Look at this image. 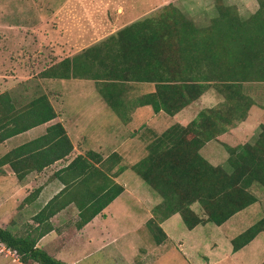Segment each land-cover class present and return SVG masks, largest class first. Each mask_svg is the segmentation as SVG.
Here are the masks:
<instances>
[{
  "label": "trees",
  "instance_id": "obj_1",
  "mask_svg": "<svg viewBox=\"0 0 264 264\" xmlns=\"http://www.w3.org/2000/svg\"><path fill=\"white\" fill-rule=\"evenodd\" d=\"M256 1L258 11L243 22L229 8L217 5L219 15L205 29L194 26L174 6H164L159 16L137 21L41 73L49 80H67L77 74L102 80L98 89L112 108L118 105L117 92L126 85L151 83L154 91L142 98L143 104L168 116L187 108L210 89L225 94L220 106L202 110L188 125H172L156 136L146 145V156L131 167L161 199L149 221L157 245L166 239L159 224L170 216L179 214L189 230L208 223L221 226L258 202L250 191L253 185L264 189V124L259 125L252 142L227 146L228 170L210 164L199 153L207 141L245 120L250 104H241L234 93L254 79H264V0ZM103 91L112 94L105 96ZM7 100L15 103L0 98V144L57 117L45 94L36 92L11 115ZM73 150L57 122L47 127L43 136L0 158V167L8 166L19 180L58 161L65 162L53 174L63 189L32 217L33 224L20 236L0 227V244L21 264H66L37 247L53 230L51 218L73 205L78 212L76 228L81 229L124 191L112 179L126 169L124 166L112 173V166L118 164L113 158L103 160L92 151L70 158ZM39 191H33L25 201ZM194 204L201 216L192 209ZM261 232L264 216L231 240L232 251L241 250Z\"/></svg>",
  "mask_w": 264,
  "mask_h": 264
},
{
  "label": "rangeland",
  "instance_id": "obj_2",
  "mask_svg": "<svg viewBox=\"0 0 264 264\" xmlns=\"http://www.w3.org/2000/svg\"><path fill=\"white\" fill-rule=\"evenodd\" d=\"M61 1L0 0L2 41L4 40L2 50L6 53L10 51L9 40L12 35L10 29L25 25H44V22L40 20L41 17H47L46 24L49 28L56 29V14L58 6L62 4ZM203 4L205 8L196 12V16H190L194 26L200 29L208 28L212 20L219 15L215 11L217 5L229 8L227 3L220 0H207ZM229 9L232 11L231 8ZM162 11L163 8L159 9L154 16H159ZM232 13L234 14V11ZM248 18V13L239 11L238 20L243 22ZM187 19L190 20V18ZM53 59L56 60V57ZM5 62V72L12 73L13 67L9 66V58ZM53 62L49 65L52 66ZM79 75L63 82H42L37 80L41 76L39 73L31 83L14 80L2 83L1 88L2 93L8 94V89L12 93L11 99L15 103L10 100L9 102L13 105V107L11 105L13 110L26 105L36 92L47 95L54 110L62 111L66 130L82 155L89 150L107 154L119 149L118 151L122 153L123 159L119 165L126 169L117 177L116 182L125 187L126 192L118 196L103 211L96 227L88 228L86 240L80 241L78 236L73 234L78 233L77 230H79L76 228L78 212L75 207L65 212L62 218H57L54 225L61 229V232H65L61 236L67 244L65 248L60 247L56 253L52 251V257L66 264H206L204 257L209 260L207 264H260L264 259V232L235 253L232 252L230 243L232 238L264 216V189L256 185H253L250 191L257 197L258 202L235 214L221 226L208 223L189 230L179 214L170 216L160 224L168 237L167 243L157 246L149 221L153 216V208L160 203L161 199L131 170L132 165L141 160L146 153V145L132 135L133 131L149 123L151 111L145 108L132 109L130 107L132 104L127 105L123 102L118 107V114L116 110L106 105L91 81H94L97 87L101 85L100 82H96L87 75ZM19 76L22 75L19 74ZM4 96L7 95L2 94L0 98ZM58 113L61 115V112ZM127 117L129 120H126ZM166 117L160 121V129L166 124L171 125L180 120L178 117ZM251 123L255 125L253 121ZM74 154L77 152L74 151L70 158H73ZM202 154L210 164L228 170V156L223 148L214 142H209ZM64 164L65 162H61L56 167L47 168L45 176L51 179L53 171L59 170V167ZM8 170V167H5L4 171L0 170V217L5 215L6 223L10 208L18 206L20 213L22 209L19 206L23 202L22 200L18 205L13 203ZM34 190H36L35 187L32 191ZM192 209L199 216L202 215L198 204H194ZM33 213L32 210L20 213L21 220H32ZM52 247L57 249L56 244L50 246ZM13 258L18 259L16 256Z\"/></svg>",
  "mask_w": 264,
  "mask_h": 264
},
{
  "label": "crops",
  "instance_id": "obj_3",
  "mask_svg": "<svg viewBox=\"0 0 264 264\" xmlns=\"http://www.w3.org/2000/svg\"><path fill=\"white\" fill-rule=\"evenodd\" d=\"M204 1L207 0H62V4L60 3L61 5L58 6V13L56 14V29L49 28V26L46 24L48 20L47 17H41L40 19L42 23L44 22V25H25L24 27H16L14 28L15 30L10 29V34L12 35L9 40L10 51L8 53L2 50V42H4V40L2 41V7L0 5V96L3 94L7 95L4 96L7 99L12 98V93L9 91V89L7 90L8 94L1 92L2 83L11 82L14 80L31 83L34 81V77H37L39 73L41 74L43 71L49 68L50 62L54 61L52 64H55L60 62L64 58H71L81 51L99 44L121 29L137 21L143 20L148 16L150 17V15L154 16L155 12H157L159 9L161 10L164 6H174L191 20L192 16L197 15L196 12L202 10L203 7L205 8L203 4ZM220 1L227 3V7L231 8V12L234 11V15H236L238 18L240 10L248 13V17H250L251 15L255 14L259 8L256 0ZM219 6L224 7L222 5ZM215 11L218 12V9L215 8ZM55 57L56 60L53 59ZM7 58H9V66L13 67L12 73L10 72L9 74H7L4 70L6 66L5 61ZM19 74L22 76H19ZM39 77L37 78V80L42 82L65 81L49 80L43 78L42 76ZM101 81L102 80H99L100 83H103ZM91 82L98 89L97 85H95V82ZM144 86H147L148 88ZM243 87L244 89H242V91L238 90L237 92H235L234 96L239 97L241 104L245 102H248L250 104L245 120L241 123L236 124L235 126L225 129L221 134L216 135L215 139L207 141L200 149V155L202 154L206 146H208L209 142H214V144L222 147L224 153L229 156L227 146L235 147L237 145H243L245 143L252 142L256 138L259 131V125L264 124V79H254L250 83L243 85ZM246 87L247 89H245ZM98 91L102 97L100 89H98ZM153 91L154 85L151 83H130L125 86V89L117 92L116 98L118 100V105L116 108H112L111 106H109L108 102L102 97L106 105L109 108L116 110L118 114V107L123 104V102L127 105L132 104L130 105L132 109L145 108L151 111L149 123L135 129L132 134L138 140H141L144 145L149 144L152 140H154L156 136L161 135L172 125L177 124L183 127L188 125L197 117L199 112H201L202 110L212 109L220 106L226 97L224 93H218L214 89H210L202 94L196 102L181 110L176 115L170 116L171 118H180L179 122L171 125L166 124L164 128L160 129V121L167 118L166 116L168 115L162 111L155 113L152 110L151 106L144 105L142 101L143 97L152 93ZM110 94H112L110 91H106L104 95L109 96ZM7 101L9 102V100ZM11 105V102L6 103L8 115L15 113V109H17L15 108L14 110H11ZM55 112L57 114V117L54 120L46 124L33 127L21 134L9 138L3 144H0V147L2 148L0 152L3 151L2 156L26 143L34 141L35 139L43 136L46 133L47 127L57 122L61 123L64 130L66 131L67 136L69 137L74 147L73 152H77V154H74V156L82 154L78 150V146L74 145V142H72L70 135L66 130L62 117V111L55 110ZM58 112H61V115ZM126 120H129V117H127ZM252 121L255 123V125L251 123ZM118 150L119 149L107 154L97 153L92 150L89 151L98 154L103 160H106L108 158H113V160H116L118 164L112 166L111 172L113 173L116 168L120 166L119 163L123 159L122 153ZM203 155L204 154H202L201 157L206 160ZM61 162L64 161H58L50 167H56ZM63 166L59 167V169ZM5 167L8 166L0 167V170L4 171ZM45 170L39 173H30L19 180L14 174L13 170L9 168L8 177L10 179L12 188L11 195L13 203H16L18 205L22 200L24 202L23 206V202L19 206V208L22 209L20 213L32 210L34 211V216L46 205V203L51 198H53L63 189V185L57 179L53 177L49 179V177L45 176ZM57 171L58 169L53 172L55 173ZM111 172H109V170L105 171V173L110 177L112 175ZM117 177L112 178L115 183H117ZM34 187L40 190L39 193L36 197L26 202V197L32 194V189ZM123 188L124 191L122 192V194L126 192V188ZM71 209H74L73 205L67 206L64 210L51 218L50 222L52 224L53 230L37 242V247L44 250L47 254L50 253L51 257L53 255L52 251L56 253L60 250V247L65 248L67 244V241H63V237L61 236L65 232H61V229L56 227L54 225V222L57 221V218H62L63 214ZM20 213L18 212V206L10 208L8 213V222L6 223L4 221L5 215L3 217H0V227L7 228L12 233L20 236L30 225L33 224L32 220L27 221L25 219L22 221ZM102 213L93 218L92 221L86 224L83 228L79 230L76 229L78 233L73 234L78 236V240L81 241V239H88L86 231L89 227L97 226L98 219L101 217ZM167 240L168 237L166 235V239L159 245L166 244ZM55 244L57 245V249L53 247L50 248L51 245L53 246ZM15 256L16 255L14 253L5 249L4 246L0 244V264H14L16 261L18 262V264H20L18 259L13 258ZM10 258H12L11 261ZM203 259L207 264L209 260L206 257H204Z\"/></svg>",
  "mask_w": 264,
  "mask_h": 264
}]
</instances>
